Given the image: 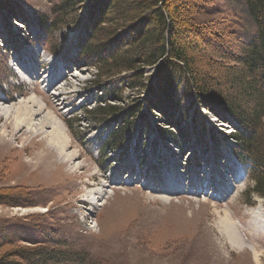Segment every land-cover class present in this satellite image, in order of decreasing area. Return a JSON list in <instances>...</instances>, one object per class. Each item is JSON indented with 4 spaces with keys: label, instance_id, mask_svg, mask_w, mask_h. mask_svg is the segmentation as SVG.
<instances>
[{
    "label": "rangeland",
    "instance_id": "374dc122",
    "mask_svg": "<svg viewBox=\"0 0 264 264\" xmlns=\"http://www.w3.org/2000/svg\"><path fill=\"white\" fill-rule=\"evenodd\" d=\"M189 1L198 29L235 48L256 32L244 0ZM63 3L68 15L80 6V20H85L90 0H0V99L18 103L31 94L41 96L45 111L49 107L61 119L68 148L78 150L72 163L65 162L44 132L15 131L12 118L0 115V192L7 193L0 200V244L10 240L0 254L42 245L54 249V257L62 256L59 250L67 255L47 264H264V234L257 227L246 229L259 207L264 212V198L247 195L253 183L233 154L238 147L229 135L234 132L231 118L224 113V121L202 108L199 120H205L207 133L201 137L188 125L190 113L179 128L168 127L177 146L158 135L159 116L152 111L148 126L142 128L137 119L133 130L123 133L119 127L116 136L123 139L117 148L105 146L110 143L105 120L88 113L104 103L99 100L104 92L90 82L95 69L87 55H75L73 42L81 37L83 23L71 26L68 18L62 20L57 11ZM218 22L223 30L210 33ZM195 59L208 75L228 84L224 70L211 66L208 56ZM155 70L145 69L147 74ZM60 74L61 81L50 83ZM124 76L107 82L116 96L108 103L126 107L135 101L134 92L121 88ZM77 161L81 165L73 169ZM98 189L104 194L94 197L102 204H91L87 192ZM225 209L246 233L248 248H235L219 230L218 214ZM252 247L260 251V263Z\"/></svg>",
    "mask_w": 264,
    "mask_h": 264
},
{
    "label": "trees",
    "instance_id": "16d2710c",
    "mask_svg": "<svg viewBox=\"0 0 264 264\" xmlns=\"http://www.w3.org/2000/svg\"><path fill=\"white\" fill-rule=\"evenodd\" d=\"M244 3L256 32L236 48L198 29L188 12L189 0H90L83 22L80 6H73L68 15L69 7L64 3L60 5L57 12L65 17L62 20L68 18L71 26L83 23L82 35L78 40L74 38L73 46L77 57L87 55L95 69L90 82L102 86L104 96L99 100H107L88 110L91 118L105 120L104 129L110 132V143L105 146L117 148L123 139L116 136L119 127L124 128L123 133L133 130L137 119L142 128L148 126L147 115L152 111L159 116L155 118V122L160 121L156 127L158 135L172 144L179 142L169 136L168 127L179 128L190 113L188 125L201 137L207 133L205 120H199L202 108L217 113L224 121L228 120L223 117L226 113L234 127L229 135L238 147L233 151L249 165L248 174L253 184L247 195L250 199L252 194L264 198V0H244ZM192 5L198 7L197 2ZM40 24L50 28L45 19H40ZM220 25V22L215 23L209 32L219 35L218 30H223ZM197 56H208L211 66L223 69L229 78L228 84L208 75L196 63ZM221 60L231 64L225 65ZM147 67H156V70L147 74ZM123 73L121 88L137 95L126 107L110 104L107 99L116 97L115 89H108L107 82ZM117 99L123 101V97ZM192 108L195 109L190 112ZM124 139L129 143L131 134ZM125 145L121 146V151L126 152ZM144 148L143 144L142 153ZM6 195L0 192V200ZM249 197L247 204H251ZM9 243L10 240L2 241L0 250ZM53 250L34 245L4 251L0 254V264H47L52 259L66 260L64 251H56L62 256L54 257ZM11 256L16 259H9Z\"/></svg>",
    "mask_w": 264,
    "mask_h": 264
},
{
    "label": "bare ground",
    "instance_id": "6f19581e",
    "mask_svg": "<svg viewBox=\"0 0 264 264\" xmlns=\"http://www.w3.org/2000/svg\"><path fill=\"white\" fill-rule=\"evenodd\" d=\"M40 97L31 94L27 98H22L18 100L19 101L18 103H14V102L5 103V101H2L0 99V115L4 116L5 118H9V117L12 118L15 131H19L20 129L24 128L27 132L28 131H33L34 133L44 132V135L47 136L48 138L47 139L48 143L51 145V147H53L54 150L57 151L61 159L64 160L65 162L72 163L71 161L77 158L78 150L76 148L75 149L68 148L70 144V140L68 134L65 131L64 126L62 125L63 123L61 119L59 118L58 115H56L57 114L56 112H55L56 114L51 112L49 110V107L47 108L48 110L45 111V107L47 106H45L46 104L42 100L43 98ZM80 165L81 162L77 161V162H73L72 167L73 169H77ZM103 191L102 189L88 191L87 196L89 197L87 198L89 199L90 203L101 205L102 201L100 200V202H98L94 197V195L96 193L103 195L104 194ZM163 198L167 199L165 197ZM227 212L228 210L225 209L223 210V213L221 215L218 214L217 224L219 230L226 235L231 245L234 246L235 248H238L239 250H241L243 247L248 248V246L246 245L247 243L245 242L244 239V238H248L247 236L245 237L246 233L244 232L245 235L242 233V230L239 228V226L237 227L239 223L236 222L237 225H235L236 223L232 221L231 219L232 217H230L228 215L229 212L228 213ZM249 222L251 223V225L249 227L248 226L246 227L247 230L253 228L255 231L254 227H257L260 229V233L264 234V212L262 208L260 207L258 208V210L253 215V219L249 220ZM90 227H93V225ZM237 228L240 229V232H238ZM251 249L255 262L260 263L261 262L260 251L255 247H252Z\"/></svg>",
    "mask_w": 264,
    "mask_h": 264
},
{
    "label": "built area",
    "instance_id": "2783aa9c",
    "mask_svg": "<svg viewBox=\"0 0 264 264\" xmlns=\"http://www.w3.org/2000/svg\"><path fill=\"white\" fill-rule=\"evenodd\" d=\"M87 226H88V222H87ZM90 226H91V225H90ZM90 226H89V227H90Z\"/></svg>",
    "mask_w": 264,
    "mask_h": 264
}]
</instances>
